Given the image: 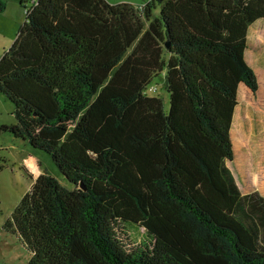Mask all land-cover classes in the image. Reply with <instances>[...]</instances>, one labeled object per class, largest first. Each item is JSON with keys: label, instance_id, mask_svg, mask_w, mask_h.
<instances>
[{"label": "trees", "instance_id": "1", "mask_svg": "<svg viewBox=\"0 0 264 264\" xmlns=\"http://www.w3.org/2000/svg\"><path fill=\"white\" fill-rule=\"evenodd\" d=\"M259 20L264 0H35L0 57V132L73 188L43 174L15 208L27 264H264V195L228 165L239 93L264 113ZM163 72L168 112L146 93Z\"/></svg>", "mask_w": 264, "mask_h": 264}, {"label": "rangeland", "instance_id": "2", "mask_svg": "<svg viewBox=\"0 0 264 264\" xmlns=\"http://www.w3.org/2000/svg\"><path fill=\"white\" fill-rule=\"evenodd\" d=\"M2 1L5 4V9L0 12V57L15 42L25 20L27 8L32 7L30 0ZM106 1L112 5L127 3L139 6L150 0ZM159 13L160 7L157 5L154 9V15L158 16ZM261 33L263 37L260 36ZM250 39L251 44L246 51V63L252 69L264 71V20H259L251 27ZM146 93L149 96L163 99L165 110L169 111L170 96L165 87V72L152 81ZM246 102L247 100L243 101V103ZM246 108L242 105L238 112L243 113ZM13 112V104L3 95H0V126L16 123ZM252 118H254L253 115H249V119ZM263 118L254 119L252 128L257 129L260 125L259 128L263 127L264 129V121H259ZM257 119L259 120L257 121ZM241 121L239 118L236 119L233 136L231 134L235 159L229 166L242 193H252L257 188L258 192L264 195V185L261 183L264 178V133L250 137V121L245 120V123ZM242 123L245 124L244 131L241 130V125H244ZM0 156L6 160V165L0 172V264H27L30 258L28 249L20 238L8 228L15 208L22 197L30 191L37 177L43 174L54 176L68 189H72L73 185L62 176L50 155L42 150L32 149L23 140L15 138L10 132H0ZM239 160H243L246 166L243 167L242 161ZM250 171L254 175L257 173L256 184Z\"/></svg>", "mask_w": 264, "mask_h": 264}, {"label": "crops", "instance_id": "3", "mask_svg": "<svg viewBox=\"0 0 264 264\" xmlns=\"http://www.w3.org/2000/svg\"><path fill=\"white\" fill-rule=\"evenodd\" d=\"M254 26V25H253ZM249 39H250V31H249ZM251 41V39H250ZM249 99H248V98ZM245 98V99H244ZM244 100H247L246 103H243ZM243 103V104H242ZM254 103V97L251 95V94H248V93H243V92H240L239 93V104L237 106V108L235 109V113H234V118H233V124H232V129H231V134L233 136V130H234V123L236 121V119H240L242 120L241 122L244 121L245 123V120H249L250 121V124H251V128H249L251 131H250V137L251 135L254 136V135H261L262 133H264V129L263 127L259 128L260 125H258V128H252V122L254 119H256L257 117H260V118H263L264 117V113L262 112H259V111H255L252 107ZM242 105H244L246 108V111L244 110V112H238V110L242 107ZM249 115H253L254 118L252 119H249ZM243 117H244V120H243ZM259 119H257L258 121ZM261 122L264 121V118L263 120H259ZM242 123V124H244ZM241 130L244 131L245 130V124L244 125H241ZM245 138V137H244ZM247 138V137H246ZM234 139V137H233ZM251 139V138H250ZM235 141V140H234ZM248 141H249V136H248ZM234 148H235V145H234ZM235 159V158H234ZM239 161H242V164H243V167H245V162L243 160H239ZM231 162L228 163V165H230ZM230 167V166H229ZM231 169V168H230ZM233 172V171H232ZM251 172V171H250ZM249 172V173H250ZM252 173V172H251ZM253 174V173H252ZM257 174V173H256ZM256 174L254 175L253 174V181L254 183L256 184L257 183V180H258V177L256 176ZM263 181H261V183H263L264 185V178L262 179ZM237 181V180H236ZM238 184V183H237ZM260 184V183H259ZM239 186V185H238ZM256 187H259V186H256ZM255 188V187H254ZM255 191H258L257 188L254 189ZM254 192V191H253ZM251 192H248V193H243V194H249ZM260 193V192H259ZM262 195V194H261Z\"/></svg>", "mask_w": 264, "mask_h": 264}, {"label": "built area", "instance_id": "4", "mask_svg": "<svg viewBox=\"0 0 264 264\" xmlns=\"http://www.w3.org/2000/svg\"><path fill=\"white\" fill-rule=\"evenodd\" d=\"M30 1L32 2V6H33V4H34L35 0H30ZM29 10H30V8H27V11H26V13H27Z\"/></svg>", "mask_w": 264, "mask_h": 264}, {"label": "bare ground", "instance_id": "5", "mask_svg": "<svg viewBox=\"0 0 264 264\" xmlns=\"http://www.w3.org/2000/svg\"><path fill=\"white\" fill-rule=\"evenodd\" d=\"M260 36L263 37V34L261 33Z\"/></svg>", "mask_w": 264, "mask_h": 264}]
</instances>
